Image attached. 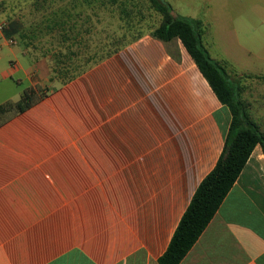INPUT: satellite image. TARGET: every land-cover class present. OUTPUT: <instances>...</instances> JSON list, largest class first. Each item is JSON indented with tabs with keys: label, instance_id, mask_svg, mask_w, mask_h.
I'll use <instances>...</instances> for the list:
<instances>
[{
	"label": "crops",
	"instance_id": "1",
	"mask_svg": "<svg viewBox=\"0 0 264 264\" xmlns=\"http://www.w3.org/2000/svg\"><path fill=\"white\" fill-rule=\"evenodd\" d=\"M8 37L0 106L49 89L0 121V264H158L223 150L228 107L173 40L145 34L64 80ZM179 264H264L260 144Z\"/></svg>",
	"mask_w": 264,
	"mask_h": 264
},
{
	"label": "rangeland",
	"instance_id": "2",
	"mask_svg": "<svg viewBox=\"0 0 264 264\" xmlns=\"http://www.w3.org/2000/svg\"><path fill=\"white\" fill-rule=\"evenodd\" d=\"M165 1L177 15L202 21L205 47L212 58L225 68L231 80L241 85L242 97L250 104L252 118L264 130V4L259 3L260 0ZM128 4L133 7L135 19H141L139 22L145 32L164 20V15L155 10L149 0H129ZM137 11L140 14H136ZM119 16V11H108L98 2L0 0V30L7 31L8 38L16 39L29 59L39 63L40 68L46 67L49 72L56 67L55 54L60 51L79 52V57L75 56L74 65L67 72H75L98 58L104 50V37L107 35L106 38L110 39L109 34L119 30ZM63 19L66 20L65 26L62 25ZM23 32L27 36L24 41L20 38ZM65 32L70 36L67 40H63ZM178 46L186 51L179 39H173L168 50L176 52ZM14 77L21 79L17 86L12 83L18 89L29 85L22 71ZM59 83L55 80L53 84ZM46 86L37 85L35 96L46 93L49 89ZM50 86L54 85L51 83ZM8 108L0 113V121L16 110L13 105Z\"/></svg>",
	"mask_w": 264,
	"mask_h": 264
},
{
	"label": "trees",
	"instance_id": "3",
	"mask_svg": "<svg viewBox=\"0 0 264 264\" xmlns=\"http://www.w3.org/2000/svg\"><path fill=\"white\" fill-rule=\"evenodd\" d=\"M87 4L98 2L99 5L108 11H119L118 29L111 36V40L104 37L102 43L104 50L99 57L90 60L99 61L118 51L128 43H132L145 34L164 42L179 39L198 68L210 84L219 101L228 107L231 113V120L225 133L223 150L212 168L200 181L189 205L184 211L165 252L158 258V264H179L186 254L196 243L202 232L210 223L223 200L233 187L248 158L257 144L262 146L264 153V131L252 118L249 104L242 99L241 85L231 80L229 74L220 63L212 58L208 49L203 43V23L200 19L177 15L174 17L168 7L161 0H149L151 6L164 15V20L149 32L144 31L143 25L136 20L133 14V7L129 0H82ZM77 4V3H76ZM80 6V3H78ZM136 14H140L137 11ZM66 20H62V25ZM65 26V25H64ZM63 26V27H64ZM63 40L70 36L65 32ZM26 33H21V40H25ZM66 37V39H65ZM27 45V43H25ZM110 46V48H107ZM56 55V67L52 68L55 75L68 80L83 71L86 66L79 67L75 72H67L74 64L75 56L79 52L60 51ZM177 57V56H176ZM79 66V65H78ZM67 70V71H66ZM36 89L27 88L24 90L20 100L15 103H6L0 106V112L7 111L15 106L16 111H24L45 94L35 96Z\"/></svg>",
	"mask_w": 264,
	"mask_h": 264
},
{
	"label": "water",
	"instance_id": "4",
	"mask_svg": "<svg viewBox=\"0 0 264 264\" xmlns=\"http://www.w3.org/2000/svg\"><path fill=\"white\" fill-rule=\"evenodd\" d=\"M162 3H164L168 9H169V12L174 16V17H177V14L175 11H173L172 7L165 1V0H161Z\"/></svg>",
	"mask_w": 264,
	"mask_h": 264
}]
</instances>
